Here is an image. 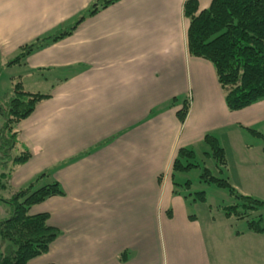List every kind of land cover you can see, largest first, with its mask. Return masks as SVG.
<instances>
[{
  "label": "crops",
  "instance_id": "0c3cea01",
  "mask_svg": "<svg viewBox=\"0 0 264 264\" xmlns=\"http://www.w3.org/2000/svg\"><path fill=\"white\" fill-rule=\"evenodd\" d=\"M96 1L0 0V57L70 27ZM185 1L119 0L9 66L27 92L51 95L18 125V146L32 155L10 194L43 173L39 185L64 191L30 209L60 234L28 264H214L174 172L180 149L207 145V134L243 160L226 166L232 186L256 194L261 178L243 166L264 164V148L247 157L240 133L264 136V99L228 110L212 63L189 53ZM198 2L204 10L212 0Z\"/></svg>",
  "mask_w": 264,
  "mask_h": 264
},
{
  "label": "trees",
  "instance_id": "16d2710c",
  "mask_svg": "<svg viewBox=\"0 0 264 264\" xmlns=\"http://www.w3.org/2000/svg\"><path fill=\"white\" fill-rule=\"evenodd\" d=\"M119 0H97L88 11L73 25L55 34L39 38L33 43L21 47L20 54L8 66L18 64L36 50L46 47L70 36L87 16H94L99 11L109 8ZM184 16L189 22L187 31L188 50L191 56L202 58L212 63L218 83L225 93L228 110L239 111L264 99V0H212L210 6L200 10L198 0H186ZM51 95L30 93L18 78L14 88V97L7 108L0 107L4 125L0 130V156L3 164H11L8 172L0 176V190H8L9 180L15 170L27 163L31 152L25 150L18 156L12 151L18 148L21 121L28 118L37 105ZM190 100L184 102L177 113L183 123L189 113ZM256 134H260L252 130ZM204 142L210 147L213 157L221 169L227 166L225 151L217 138L207 134ZM194 152L182 148L174 163V172L188 171L196 167L189 160L194 159ZM188 159L183 164L182 159ZM43 173L27 187L16 191L10 199L0 196V201L11 206L9 217L0 221V264H28L31 260L47 254L51 245L59 236V231L49 225V214L31 215V207L45 202L48 198L64 196L58 182L39 186ZM202 177L209 183L225 187L242 201V204L226 208V215H235L238 220L247 219L248 211L257 210L264 202L244 196L237 192L229 180L212 175L205 168ZM188 186L190 184H187ZM205 200L204 193L199 194ZM249 230L264 234L262 216L248 221ZM122 260L126 257L122 256Z\"/></svg>",
  "mask_w": 264,
  "mask_h": 264
},
{
  "label": "rangeland",
  "instance_id": "374dc122",
  "mask_svg": "<svg viewBox=\"0 0 264 264\" xmlns=\"http://www.w3.org/2000/svg\"><path fill=\"white\" fill-rule=\"evenodd\" d=\"M15 59L16 56L14 55L6 58L0 57V107L7 108L9 106L10 101L14 97V88L18 83V76L21 75L18 68H9L7 66L8 62H12ZM3 125L4 117L0 111V130ZM240 134L241 139L247 145V153L245 155L255 159L252 155H258V153H261V149L264 148V136L261 137L252 130H248V128ZM225 147L223 149L227 165L229 168H233L234 163H239L242 158L236 153L232 155L229 146L226 148L228 151V154H226ZM188 149L194 151V159L189 161L195 163L196 167L188 171L175 172V181L179 183V186L176 188L181 192V195L188 199L187 204L190 213L196 215L200 221L206 240L210 246L213 263L264 264V234L253 233L249 230L248 225L249 220H257L258 216H262L264 221V206L258 207L257 210H249L248 213L252 215L247 219L238 220L235 215H226L227 207L237 204L241 205L242 201L237 199L228 188L209 183L202 177L205 168H207L213 176L226 179V167L221 169L218 166V162L213 157L210 147L204 143ZM24 150L28 149L25 146L22 148L18 146V148L12 151V156H18ZM243 167L256 172V176L261 178V184H257L256 189H253L256 193L254 195L239 193L264 202V164H260L258 161L256 164L251 161ZM11 168V164H3L0 159V176ZM187 184H190V187H187ZM9 188L8 191L0 190V196L10 199L12 194H10L11 190ZM201 193L205 194V200H201L199 195ZM9 213H11V206L0 201V221L7 219Z\"/></svg>",
  "mask_w": 264,
  "mask_h": 264
}]
</instances>
